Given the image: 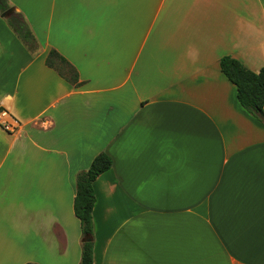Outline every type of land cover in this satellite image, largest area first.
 <instances>
[{
  "label": "crops",
  "instance_id": "obj_1",
  "mask_svg": "<svg viewBox=\"0 0 264 264\" xmlns=\"http://www.w3.org/2000/svg\"><path fill=\"white\" fill-rule=\"evenodd\" d=\"M7 2L37 46L0 15V264H79L75 180L100 154L93 264H264V125L219 68H264V0Z\"/></svg>",
  "mask_w": 264,
  "mask_h": 264
},
{
  "label": "trees",
  "instance_id": "obj_2",
  "mask_svg": "<svg viewBox=\"0 0 264 264\" xmlns=\"http://www.w3.org/2000/svg\"><path fill=\"white\" fill-rule=\"evenodd\" d=\"M10 9L7 0H0V15ZM7 24L19 41L31 52L36 48L37 41L27 22L21 14H13L6 18ZM45 65L53 69L63 80L74 87H78V74L76 70L58 53L50 50ZM219 68L223 76L236 90V100L239 107L264 125L260 114L264 113V68L253 73L245 68L239 61L223 57L219 61ZM112 166L111 159L106 154L96 156L89 168L77 175L75 180V197L73 213L80 225L81 256L79 264H93V222L92 211L95 204L94 181ZM86 239H89L87 242Z\"/></svg>",
  "mask_w": 264,
  "mask_h": 264
},
{
  "label": "built area",
  "instance_id": "obj_3",
  "mask_svg": "<svg viewBox=\"0 0 264 264\" xmlns=\"http://www.w3.org/2000/svg\"><path fill=\"white\" fill-rule=\"evenodd\" d=\"M9 118L8 112L7 111H0V125L3 128L4 131L6 132H13L12 126L7 123V120Z\"/></svg>",
  "mask_w": 264,
  "mask_h": 264
},
{
  "label": "water",
  "instance_id": "obj_4",
  "mask_svg": "<svg viewBox=\"0 0 264 264\" xmlns=\"http://www.w3.org/2000/svg\"><path fill=\"white\" fill-rule=\"evenodd\" d=\"M13 14V10L9 9L8 11H6L3 15L2 18H8ZM260 116L264 119V113L260 114ZM86 241L88 242L89 239H86Z\"/></svg>",
  "mask_w": 264,
  "mask_h": 264
}]
</instances>
